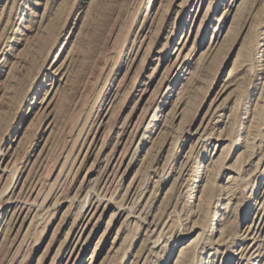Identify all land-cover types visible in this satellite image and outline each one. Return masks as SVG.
<instances>
[{"label": "rangeland", "instance_id": "rangeland-1", "mask_svg": "<svg viewBox=\"0 0 264 264\" xmlns=\"http://www.w3.org/2000/svg\"><path fill=\"white\" fill-rule=\"evenodd\" d=\"M0 264H264V0H0Z\"/></svg>", "mask_w": 264, "mask_h": 264}, {"label": "bare ground", "instance_id": "bare-ground-1", "mask_svg": "<svg viewBox=\"0 0 264 264\" xmlns=\"http://www.w3.org/2000/svg\"><path fill=\"white\" fill-rule=\"evenodd\" d=\"M100 120H101V118H100ZM102 121V120H101ZM93 146V145H92ZM92 151V150H91ZM113 161V160H112ZM90 220V219H89ZM83 221V220H82ZM80 225H82V224H80ZM81 230V229H80ZM83 231V230H82ZM84 233V232H83ZM81 237V236H80Z\"/></svg>", "mask_w": 264, "mask_h": 264}]
</instances>
